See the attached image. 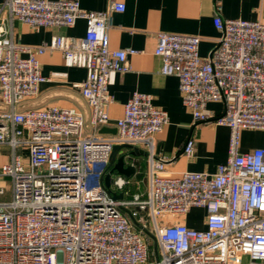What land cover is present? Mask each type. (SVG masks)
I'll use <instances>...</instances> for the list:
<instances>
[{
  "label": "built area",
  "instance_id": "1",
  "mask_svg": "<svg viewBox=\"0 0 264 264\" xmlns=\"http://www.w3.org/2000/svg\"><path fill=\"white\" fill-rule=\"evenodd\" d=\"M124 8L116 0L104 10L83 9L77 0L0 3V180L10 177L8 198L0 185V264H264V148L240 151L242 130H264V23L222 18L217 3L213 24L221 35L206 57L198 53L197 35L156 34L160 73L178 78L193 123L229 129L227 158L213 173L171 176L170 158L155 152L168 116L150 94L133 92L116 132H97L110 125V75L128 71V56L136 53L109 45L111 13ZM4 10L31 28L70 27L81 18L85 33L17 43L4 35ZM53 50L66 66L86 70L73 86L89 107L87 122L74 108L24 105L49 80L37 54ZM211 101L222 103L221 114L206 112ZM117 145L146 150V194L125 197L130 180L122 175L109 184L122 192L120 199L104 187ZM182 151L193 155L192 138ZM191 208L204 209L205 228L185 224Z\"/></svg>",
  "mask_w": 264,
  "mask_h": 264
},
{
  "label": "crops",
  "instance_id": "2",
  "mask_svg": "<svg viewBox=\"0 0 264 264\" xmlns=\"http://www.w3.org/2000/svg\"><path fill=\"white\" fill-rule=\"evenodd\" d=\"M77 1L79 6L86 10H104L109 3V0ZM116 1L122 2L125 8L123 11L111 13L110 48H132L136 53L128 56L130 64L128 71L112 72L110 75L107 85L108 94L111 96L108 128H115L114 123L122 116L124 104L133 92L150 94L153 105L166 111L168 116L167 123L155 138L156 154L170 158L165 165L166 173L171 176H178L184 171L213 173L227 158L229 129L213 122L193 123L191 112L182 103L178 78L175 75L160 73L161 58L154 54L156 34L172 32L197 35L200 37L198 53L200 57H206L221 35L213 24L217 3L220 5L219 12L222 18H241L264 23V0ZM1 14L4 18V35L21 44L40 45L49 42L55 34L82 37L85 33V21L81 18L70 27L31 28L16 19L10 20L5 10ZM37 59L42 75L49 80L40 83L37 96L24 105L74 108L87 122L89 107L79 89L73 86L74 83L85 79V68L66 66L61 52L57 50L37 54ZM0 109H4L1 104ZM222 111L221 102L211 101L206 104L207 113L216 116ZM84 130L88 133L91 128L86 124ZM97 132L99 135L106 134L101 133L100 129ZM188 138L194 140V152L191 157L185 156L182 151ZM254 148H264V130H242L240 151L245 152ZM121 159L123 165L133 169L127 177L115 168L116 161ZM108 173L110 179L122 175L130 180L125 197L128 198L136 192L146 194L149 187L146 150L138 146L117 145L111 154L106 174ZM188 212L182 218L188 227L205 228L204 217L191 218Z\"/></svg>",
  "mask_w": 264,
  "mask_h": 264
},
{
  "label": "rangeland",
  "instance_id": "3",
  "mask_svg": "<svg viewBox=\"0 0 264 264\" xmlns=\"http://www.w3.org/2000/svg\"><path fill=\"white\" fill-rule=\"evenodd\" d=\"M118 171L121 170L123 172L129 173L131 171V168L129 166H125L123 165L120 161H116L115 163ZM104 187L106 188L107 192L114 198V199H120L122 197V192L120 191H112L109 186H106L104 181H103ZM0 185L3 186V188L6 191V195L4 196V198H8V194L10 192V177L6 176L3 177L0 180ZM205 214V211L203 209H195V208H191L188 212V215L191 218H203ZM152 242V241H151ZM150 251H151V256H149V259H154V244L152 242L151 246H150Z\"/></svg>",
  "mask_w": 264,
  "mask_h": 264
},
{
  "label": "water",
  "instance_id": "4",
  "mask_svg": "<svg viewBox=\"0 0 264 264\" xmlns=\"http://www.w3.org/2000/svg\"><path fill=\"white\" fill-rule=\"evenodd\" d=\"M100 132L101 133H111V134H114L115 132H116V129L114 128V129H111V128H108V127H101L100 128ZM116 149V146H114L113 147V150H112V152L114 151ZM120 162L123 164V161H122V159L120 160ZM115 168H117L116 166H115ZM118 170V169H117ZM133 169L131 168V171H132ZM131 171L129 172V173H126V172H123V171H121V170H119L118 172L119 173H121V174H123V175H125L126 177L131 173ZM110 181H111V179H110V174L108 173V174H106V176H105V185L106 186H109V184H110ZM154 248H155V245H154Z\"/></svg>",
  "mask_w": 264,
  "mask_h": 264
}]
</instances>
